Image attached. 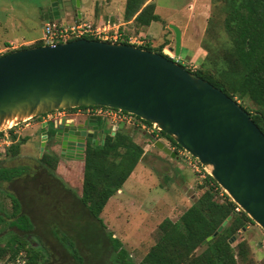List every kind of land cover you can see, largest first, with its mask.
<instances>
[{"label":"trees","instance_id":"1","mask_svg":"<svg viewBox=\"0 0 264 264\" xmlns=\"http://www.w3.org/2000/svg\"><path fill=\"white\" fill-rule=\"evenodd\" d=\"M212 6L203 39L206 54L198 68L183 66L240 101L264 132V0H213ZM124 21L141 33L140 28L162 22V17L154 0H126ZM121 30L122 42L130 44L129 29ZM170 41L168 36L153 46L148 39L140 47L170 57L164 53ZM43 44L45 41L38 39L19 48ZM245 98L255 104L246 106ZM111 131L106 132L103 143L87 142L80 196L57 173L61 156L51 149L53 128L35 168L0 167V181L16 191L6 192L11 213L0 212V261L7 264L22 254L26 264H260L249 241L241 236L244 227L256 223L243 209H236V202L208 172L197 185L200 193L193 203L178 220L164 218L156 242L140 262L134 261L101 214L146 153L123 123ZM161 135L182 148L167 133L161 131ZM17 136L13 134V143L5 147L7 155L20 154L27 137ZM149 139L154 142L150 135ZM178 154L176 150L174 159ZM27 181L36 183L25 189ZM228 217L224 228L203 244Z\"/></svg>","mask_w":264,"mask_h":264},{"label":"water","instance_id":"2","mask_svg":"<svg viewBox=\"0 0 264 264\" xmlns=\"http://www.w3.org/2000/svg\"><path fill=\"white\" fill-rule=\"evenodd\" d=\"M65 14L64 4L51 0L45 19ZM172 29L179 54L182 31L176 25ZM79 106L120 109L155 124L209 167V174L264 229V132L240 101L209 80L157 51L86 37L0 55V133ZM47 126L45 121L42 127ZM52 128L61 157L84 159L87 142L99 144V133L106 136L105 123L99 125L95 115L79 123L55 119ZM48 134L42 133V151ZM155 145L176 156L164 142Z\"/></svg>","mask_w":264,"mask_h":264},{"label":"rangeland","instance_id":"3","mask_svg":"<svg viewBox=\"0 0 264 264\" xmlns=\"http://www.w3.org/2000/svg\"><path fill=\"white\" fill-rule=\"evenodd\" d=\"M59 1L64 4L66 10L64 17L56 19L62 24H73L74 17H79L81 12L83 20L111 19L121 27L128 28L133 37L144 39V45L150 39L153 41V46H157L169 36L171 41L164 48V53L169 55L172 52L178 62L191 69L198 68L206 54L203 39L206 37L208 19L213 11V0H154L156 12L162 17V22L155 21L149 27L140 28L141 33L136 32L131 24L124 21L126 0ZM50 4L51 0H0V40L15 38L16 40L13 41H16L18 47H22L40 39ZM76 10L78 14H75ZM172 25L178 26L182 31V46L179 54L175 52V33ZM31 39L33 41H27ZM4 46V42L0 41V48ZM242 101L246 106L255 104L249 98ZM45 118L47 117L37 116L17 125L14 129L17 131V137L26 136L27 140L22 144L20 154L17 156L7 155L5 149L1 148L0 167L27 165L33 169L35 165H39V157L45 151L41 150V132L44 129L41 124L46 120ZM98 120L102 124L105 123V134L114 128L110 119L105 121L103 116H100ZM123 124L144 146L146 154L125 182L124 188L109 200L101 217L108 229L123 241L133 260L140 262L158 238L159 223L166 217L179 219L199 195L197 185L202 183L205 172L209 173L210 168L199 166V170H195L193 165H190L180 154L174 159L162 149L155 148V141L152 142L149 135L136 125L127 122ZM162 138L166 139L163 136ZM161 141L165 144L169 141V145L174 146L169 139ZM50 143L54 151V141ZM69 163L64 162L62 165L60 163L57 173L68 183H73L77 192L81 191L83 165ZM69 168L75 172L71 177L67 172ZM34 183L36 182L27 181L25 189H31ZM6 192L16 191L8 182L0 181V212L10 214L11 200ZM241 236L251 244L255 258L260 264H264V229L258 224H250L242 230ZM33 239L39 244L36 238Z\"/></svg>","mask_w":264,"mask_h":264},{"label":"built area","instance_id":"4","mask_svg":"<svg viewBox=\"0 0 264 264\" xmlns=\"http://www.w3.org/2000/svg\"><path fill=\"white\" fill-rule=\"evenodd\" d=\"M82 37L111 42H122L124 39L121 26L118 23L111 21V19L101 21H89L83 19L75 20L71 25L62 24L56 19L47 20L44 24L43 35L40 39L45 41V44H54ZM15 42L16 41H10L9 44L5 45L3 48H0V55L2 53H6L7 51L19 48ZM128 42L139 47L145 44L144 39H137L132 35L129 37ZM169 56L173 59H176V55L172 54V52H170ZM88 113L98 117L103 116L105 121L110 119L113 125L116 126L126 122L136 125V127H139L141 130H143V132H146L151 137H153L154 141L168 140L162 138L161 130L155 124H146V122L139 119L138 116L127 111L106 106H94L93 108L89 109ZM49 115L55 117L56 119H58L60 116L58 113H50ZM16 127L17 126H14L13 128L0 133V149H5L6 146H9L13 143L12 136L13 134H17V131L13 130L14 133H12L11 130L15 129ZM166 144L169 145V141L166 142ZM169 147L175 152L177 150L181 156L188 160L190 165H193L192 167L195 170H199V166H201V164L186 150L183 148H177L176 146L171 147L169 145ZM236 209L240 211L241 207L238 205ZM0 264L5 263L0 261ZM7 264H26V259L22 254H20L15 260H8Z\"/></svg>","mask_w":264,"mask_h":264},{"label":"flooded vegetation","instance_id":"5","mask_svg":"<svg viewBox=\"0 0 264 264\" xmlns=\"http://www.w3.org/2000/svg\"><path fill=\"white\" fill-rule=\"evenodd\" d=\"M48 11H49V8H48ZM75 14H78L77 10H76ZM93 107L94 106H79V107H73V108H65V109H61V110H57V111H53V112H49V113L40 115V117L41 116L47 117V118H45L46 119L45 121H48V126L47 127H44V129H42L41 138H42V133L45 130L50 131V129L53 127L54 120L56 119L55 117L50 116L49 115L50 113H58L60 115L58 117V119L64 117V118H66V120H73L75 123H79L81 121H84L88 117L92 116L91 114L88 113V111H89L90 108H93ZM97 118L99 119L98 116H97ZM43 123L41 124V126L43 125ZM98 123H99V125L102 124V123L99 122V120H98ZM114 127L116 128V125H114ZM100 135H101V137H103V134L102 133H99V137H100ZM53 138H54L53 139V141H54L55 140V131H54ZM48 139H49V134H48Z\"/></svg>","mask_w":264,"mask_h":264},{"label":"crops","instance_id":"6","mask_svg":"<svg viewBox=\"0 0 264 264\" xmlns=\"http://www.w3.org/2000/svg\"><path fill=\"white\" fill-rule=\"evenodd\" d=\"M48 12V11H47ZM82 15V13L81 12H79V17H76V18H74V21L75 20H82L83 19V16H81ZM13 40H16L15 38H10V39H1L0 41H3L4 42V44H6L7 42H10V41H13ZM27 41H33V39H31V40H27ZM102 139H103V137H101V135H100V137H99V143L100 142H102ZM53 150H55L56 152H58L59 154H60V152L58 151L59 150V148H58V146L57 145H55V146H53ZM64 162H71V163H73V164H75V163H81L82 165H83V169H82V172H83V170H84V159H76V158H72V157H61V159H60V162H59V164L61 163V165L64 163ZM70 164V163H69ZM60 165V166H61ZM73 166V165H72ZM81 170V169H80ZM67 172L68 173H70V177L71 176H73L74 175V171H72L70 168L69 169H67ZM83 174V173H82ZM81 174V176H82V182H83V175ZM67 182V181H66ZM82 182L80 183L81 184V186H82ZM68 183V182H67ZM69 184V187L70 188H72L73 189V191H75V193L76 194H78L79 196L81 195V193H82V190L81 191H76L75 190V187L76 186H74V184L72 183H68ZM80 186V185H79Z\"/></svg>","mask_w":264,"mask_h":264},{"label":"clouds","instance_id":"7","mask_svg":"<svg viewBox=\"0 0 264 264\" xmlns=\"http://www.w3.org/2000/svg\"><path fill=\"white\" fill-rule=\"evenodd\" d=\"M75 18V17H74ZM47 21V20H46ZM11 51V50H10ZM169 56V55H168ZM175 60H177V59H175ZM116 128H117V126H116Z\"/></svg>","mask_w":264,"mask_h":264}]
</instances>
